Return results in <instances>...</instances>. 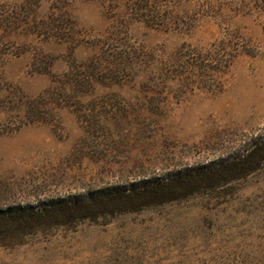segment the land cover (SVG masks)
Instances as JSON below:
<instances>
[{"label":"rangeland","instance_id":"obj_1","mask_svg":"<svg viewBox=\"0 0 264 264\" xmlns=\"http://www.w3.org/2000/svg\"><path fill=\"white\" fill-rule=\"evenodd\" d=\"M263 142L264 0H0V264H264Z\"/></svg>","mask_w":264,"mask_h":264},{"label":"trees","instance_id":"obj_2","mask_svg":"<svg viewBox=\"0 0 264 264\" xmlns=\"http://www.w3.org/2000/svg\"><path fill=\"white\" fill-rule=\"evenodd\" d=\"M260 147H264V142L261 143ZM254 148L252 151H250L246 156H244L242 159L238 160L235 163L232 164H245V162L250 158V156L255 152ZM184 182V179H176L172 181L163 182L161 184H156L152 186H144L140 188L139 190H135L133 192L128 191L125 194H117L115 196H107V197H100L97 200H102L99 205L96 206H89V208L95 207L94 209H113L114 207H120L122 205H126V201L122 203H111L108 201L115 200L117 197L126 198L130 196H154L159 197L161 195H173L174 193L178 192L180 188L185 189V187H179V184H182ZM139 198V197H138ZM141 200V199H140ZM139 199L133 201V205L140 201ZM107 201V203L105 202ZM109 207V208H108ZM72 207H69V209ZM61 209V208H60ZM56 209H42L37 211H21V212H13L10 214H0V237L11 239H16L18 235L23 233L26 230H33L36 226H38L42 222V220L45 217H51L53 218L55 216L54 212ZM57 214V213H56ZM61 214H57L56 217H60ZM96 217V215H95Z\"/></svg>","mask_w":264,"mask_h":264}]
</instances>
